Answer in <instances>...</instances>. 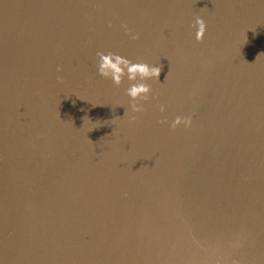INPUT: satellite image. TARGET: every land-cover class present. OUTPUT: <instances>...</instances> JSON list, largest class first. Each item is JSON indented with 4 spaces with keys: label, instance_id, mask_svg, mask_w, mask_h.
I'll return each instance as SVG.
<instances>
[{
    "label": "water",
    "instance_id": "1",
    "mask_svg": "<svg viewBox=\"0 0 264 264\" xmlns=\"http://www.w3.org/2000/svg\"><path fill=\"white\" fill-rule=\"evenodd\" d=\"M97 51L160 65L142 112ZM217 258L264 264V0H0V264Z\"/></svg>",
    "mask_w": 264,
    "mask_h": 264
},
{
    "label": "clouds",
    "instance_id": "2",
    "mask_svg": "<svg viewBox=\"0 0 264 264\" xmlns=\"http://www.w3.org/2000/svg\"><path fill=\"white\" fill-rule=\"evenodd\" d=\"M111 23L109 22V27ZM195 28L194 37L196 41H201L206 32V23L202 16L197 15L194 18L193 24L190 25ZM125 31L128 29L126 26ZM132 39H136L137 35L133 34ZM96 72L99 76L110 79L113 85L119 86L125 79L128 82L127 87L124 89L125 94L129 97V107L132 112H142L144 106L140 101H148L150 99L149 93L151 86L147 81L149 79L158 80L161 68L159 64H149L144 60L137 59L133 61L127 56L121 55L113 51H97L96 52ZM57 71H60V66H57ZM215 69H213V72ZM165 105L159 104L160 112L165 111ZM199 110H204V105H199ZM196 112L193 111L191 115H176L170 122L171 128H177L183 125L189 128L192 125L193 119L196 117ZM134 119V117H133ZM163 121H158L162 123ZM25 129L21 128L20 132L23 134ZM211 264H240L236 259L226 261L223 258H217Z\"/></svg>",
    "mask_w": 264,
    "mask_h": 264
}]
</instances>
